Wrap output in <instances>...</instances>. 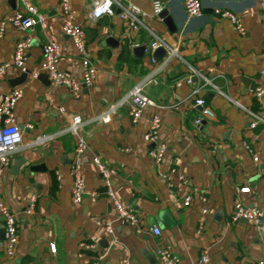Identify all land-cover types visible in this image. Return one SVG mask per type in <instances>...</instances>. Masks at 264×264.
<instances>
[{"label": "crops", "instance_id": "0c3cea01", "mask_svg": "<svg viewBox=\"0 0 264 264\" xmlns=\"http://www.w3.org/2000/svg\"><path fill=\"white\" fill-rule=\"evenodd\" d=\"M29 1L44 14L46 24L28 33V73L17 84L22 94L13 114L22 142L0 173V199L16 217L18 242L13 257L0 249V264H160L154 254L157 247L168 248L179 264H196L202 254L209 256L210 264H254L261 256L262 235L246 221L230 222L229 215L236 199L264 213V92L257 98L251 91L258 85L264 88L260 75L264 23L259 20L257 0H200L202 13L197 17L186 16L181 0H163V16L151 13L153 0H124L144 13L143 27L135 31L128 30L115 12L91 20L88 0H68L96 71L93 83L81 85L76 99L65 87L54 86L43 72L31 77L48 40L59 44V69L77 80L81 70L69 38L61 32L60 0ZM20 8L18 0H0V19ZM214 10L234 13L243 33ZM148 30L176 46L177 56L164 52L154 58L153 50L144 49L138 55L133 49L146 46L151 38ZM23 35L5 26L0 62L11 57L15 40ZM191 69L209 78L215 88L196 77L186 84L183 77ZM19 74L8 72L0 77V94L17 86L13 82ZM146 76L155 80L144 90L154 103L177 105L176 110L158 111L159 140L167 145L159 166L148 157L153 144L143 139L154 108L148 107L133 123L127 104L119 103ZM197 86V95L213 116L195 126L192 120L200 108L184 98ZM111 105L115 106L109 121H98L96 116ZM71 115L82 120L76 135L67 128ZM78 138L86 151L81 161L84 195L75 205L70 198L69 167ZM92 157L114 169V195L138 217L134 228L114 224L118 243L110 246L102 239L93 252L78 245L97 233L93 217L112 218L114 210L103 195ZM169 167L186 179L182 194L176 197L164 181ZM242 187L249 192L238 194L236 190ZM184 194L192 195L187 207L181 204ZM32 199L33 209L26 213ZM202 208L207 209L206 226L197 235ZM151 226L159 229L158 236L148 232ZM49 243L55 245L54 255L48 251Z\"/></svg>", "mask_w": 264, "mask_h": 264}, {"label": "built area", "instance_id": "2783aa9c", "mask_svg": "<svg viewBox=\"0 0 264 264\" xmlns=\"http://www.w3.org/2000/svg\"><path fill=\"white\" fill-rule=\"evenodd\" d=\"M20 9L15 12L4 15L0 19V37L4 32L6 25L13 29L25 32V35L15 40L12 55L8 60L0 62V77L6 73L14 74L26 70V51L30 45L31 37L29 32H33L37 26L43 28L46 24L44 14L40 13L29 0H18ZM89 11L88 16L91 20H96L103 15H110L114 10H118L117 16L125 23V26L130 31H135L139 27H143L141 18L143 11L135 4L124 0H88ZM183 10L187 17H197L202 13L200 0H181ZM163 0H153L151 4V13L157 15L163 8ZM58 10L62 15L61 32L69 38L73 49L75 50L81 70L80 79L77 80L70 73L58 68L57 62L59 59V44L55 40H48L42 45L43 58L36 71L31 73V77H36L38 72H43L54 86L65 87L70 95L76 99L80 95L81 85L89 86L93 83L96 75L94 66L88 59L85 48V38L82 27L74 22L73 14L69 9L68 0H60ZM215 13L227 18L236 28L239 33H243V28L239 23L238 17L229 10H214ZM257 13L259 20L264 23V0H257ZM151 38L144 46L145 51H151L161 47L166 55L177 56L176 46H170L163 38L148 30ZM152 62L153 59H150ZM211 72V70H208ZM260 75L264 77V70L260 71ZM201 78L203 84H209L213 89L214 85L211 80L197 70L191 69L188 74L183 77L186 84H192V78ZM155 83V80L146 76L137 84L132 86L126 95L119 102L126 103L128 107V116L131 122H137L148 107L154 108L147 118V131L143 136L145 142L153 144V147L148 151V157L152 160L155 166L161 165L164 155L167 150L165 142L159 140V128L161 125V116L159 109L176 110L177 105H161L154 103L144 92L145 88ZM200 87L192 88L185 96L184 100H190L192 106H198L199 112L192 120L193 125L198 126L204 117L211 118L213 116L212 110L205 104L203 97L198 96ZM252 94L257 98L260 97L264 88L260 85L255 86ZM22 94V87L17 85L11 87L7 92L0 94V148L5 151L0 152V173L9 165L10 155L15 152L17 147L22 142V134L19 129L14 114L13 108L16 101ZM114 106L111 105L105 112H101L96 116L97 120L106 123L109 121L110 114L114 112ZM82 123L81 117L78 115H71L68 124V130L71 134L76 135L77 130ZM13 136H18L19 139L7 144L6 141ZM214 150V149H213ZM86 146L81 138H78L76 143L73 160L69 167V175L71 177L70 198L73 204L79 205L84 195V180L82 177L80 158L85 153ZM256 161V158H253ZM91 163L95 167L103 188V195L107 198L114 210L112 218L107 217H93L92 224L97 229V233L92 234L87 241L80 243L78 246L85 251H96L100 241L103 239L110 246L118 243L113 230V225L117 224L121 227H136L138 224V217L133 211L132 207L120 200H118L112 190L111 178L115 171L112 168L105 166L97 157L91 158ZM164 181L172 196L182 194V187L186 184V179L182 173L176 168L169 167L164 175ZM238 194H245L249 192L247 187L238 188ZM91 198H95V193H90ZM181 204L187 207L192 201L191 194H184L180 197ZM202 201V199H201ZM32 199L26 213H30L33 209ZM207 209L200 210V216L195 228V234L199 235L205 230ZM246 221L251 227L262 235L261 240V256L254 262V264H264V213L255 207H248L235 200L229 215L230 222ZM0 228L3 231V238L0 241V249L8 258L13 257L16 251L18 242L16 217L12 211L8 209L6 204L0 199ZM148 232L153 236L159 235V229L156 226H151ZM48 251L50 254H55V245L48 244ZM154 254L160 264H179V258L173 254L166 247H157ZM101 258V257H100ZM129 264V263H125ZM196 264H210V258L207 254L199 256Z\"/></svg>", "mask_w": 264, "mask_h": 264}, {"label": "water", "instance_id": "95a60500", "mask_svg": "<svg viewBox=\"0 0 264 264\" xmlns=\"http://www.w3.org/2000/svg\"><path fill=\"white\" fill-rule=\"evenodd\" d=\"M114 12L117 13L118 10H114ZM164 13H165V11H164V10H161V11L159 12L158 16H163ZM109 39H110V38H109ZM143 49H144V46H143V45H140V46H135V48H134L133 50H138V51H139L138 55H139L140 52H141ZM162 53H164V50H163L161 47H158V48H156V49L153 50V52H152V56H153L154 58H156L158 55H160V54H162ZM27 73H28V70H25V71H23V72H20L19 76L16 78V80H14L13 84L17 85V84H20L21 82H23L24 79H25V77H26V75H27ZM202 122H203V120H201L200 123H202ZM83 158H84V156H81V158H80V163H81V161H82ZM1 234H2V238H3V231H2V230H1Z\"/></svg>", "mask_w": 264, "mask_h": 264}, {"label": "clouds", "instance_id": "9594fccd", "mask_svg": "<svg viewBox=\"0 0 264 264\" xmlns=\"http://www.w3.org/2000/svg\"><path fill=\"white\" fill-rule=\"evenodd\" d=\"M18 139H19L18 136H13L11 139L7 140L6 143L7 144H11V143H13V141L18 140ZM3 151H5V149L4 148H0V152H3Z\"/></svg>", "mask_w": 264, "mask_h": 264}]
</instances>
